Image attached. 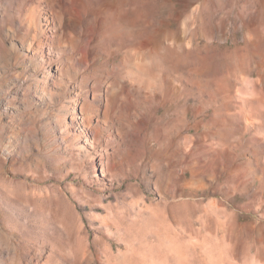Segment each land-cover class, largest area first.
Masks as SVG:
<instances>
[{
  "label": "rangeland",
  "instance_id": "obj_1",
  "mask_svg": "<svg viewBox=\"0 0 264 264\" xmlns=\"http://www.w3.org/2000/svg\"><path fill=\"white\" fill-rule=\"evenodd\" d=\"M126 1L58 0L66 30H84L79 47L76 37L39 34L45 12L31 28L21 25L20 0L0 13V22L7 16L5 26L15 30L16 47L50 36L57 42L49 85L32 52L16 48L0 65V212L6 213L0 238L10 248L8 256L0 252V264H179L180 255L182 264H264V148L249 136L238 149L222 146L212 77L196 74L207 63L213 67L217 45L232 51L245 34L264 37L262 29L244 26L261 20L260 0H134L143 23L130 36L115 14ZM143 33L151 36L150 73L134 67L128 52L143 44ZM74 47L83 61L73 58L59 77L55 65ZM169 50L180 51L189 67L179 106L171 93L176 83L160 79L176 75L164 62ZM256 55L264 48L233 54L230 66L247 67ZM78 66L124 77L131 95L122 99L119 130L127 134L119 137L111 120L98 133L100 145L90 136L95 149L77 128L90 91L88 71L76 74ZM107 155L112 178L100 172V156Z\"/></svg>",
  "mask_w": 264,
  "mask_h": 264
},
{
  "label": "bare ground",
  "instance_id": "obj_2",
  "mask_svg": "<svg viewBox=\"0 0 264 264\" xmlns=\"http://www.w3.org/2000/svg\"><path fill=\"white\" fill-rule=\"evenodd\" d=\"M9 1L10 0H0V13L3 12L5 15L7 12V3ZM27 1L28 0H20L15 12L19 21L21 20V25L28 24L29 28H31L34 20L38 19L42 12H45V24L42 26L40 25L39 34L54 35L57 32V38L59 35L61 38L76 37L78 47L82 44L84 30L81 27L78 28V32H74L72 29L66 30L65 22L61 21L57 14L58 0H31L26 4ZM133 1L134 0L126 1V3L123 4L124 7L115 12L117 19L126 25L127 29L125 28L126 30H124V32L129 36L133 35L136 29L143 23L142 16L138 10L133 7ZM259 2L262 4V9L257 13V17L261 20L258 22L259 24H245L246 31L253 33L258 32L260 29L264 31V0H260ZM106 9L108 8L105 5H101V10L106 11ZM4 15L1 16L0 22V65L9 58H12L14 51L17 50L16 48L20 51L32 52L35 58L34 63L45 66V84H51L52 78L49 72L54 63L53 57L55 55L52 50L56 42V37L50 36L42 40H19V46L16 47L14 45L15 30H10L5 26L4 22L7 16L5 17ZM22 17H24V19H22ZM118 32L119 27L113 31V34H118ZM142 38L143 44L141 46H129L128 52L130 51L134 54L132 63L134 67L150 73L153 71V68H151L152 65L147 61L148 59L146 60V57L153 54V50H150L151 36L149 34H144ZM61 45L62 44L58 43L57 46L62 48ZM68 47L69 45L67 44L64 50H67ZM78 47L73 48L74 54L72 56L67 57L60 64L55 65L59 77H61L63 69H71L67 67V64H69V61L73 58H76L80 64L82 63L83 54L79 52ZM262 48H264V37H251L245 34L242 45L237 46L232 51L225 45H217L213 67L205 63L206 65L202 68L201 72L195 71L198 75H203L207 78L212 77V89L209 93L213 96V114L217 129V139L219 138L222 146H226L230 149L240 148L243 140L247 136H249V141H251L252 144L262 149L264 148V55H256L252 63L242 69L235 70L230 66L233 54L238 53L241 55L240 57H246L249 52L255 53L256 50H261ZM61 52H63V50H61ZM125 60L126 57L122 59L123 62ZM164 62L172 71L176 72V75H173L172 79L169 75L163 74L160 79L164 83H169L171 81L176 83L171 93L175 92L176 97L174 101L177 106H179L184 96L183 72L189 68L188 64L183 60L182 53L177 50H169ZM83 70L88 71L85 72L88 73L86 77L89 79V82L85 87L90 90L88 91V95L92 98V101L89 99V96H86L82 101L80 117H78L77 121L79 133L86 143L93 140L100 145L102 142L98 134L100 133L99 131H104L111 120H116L118 128V131H116L117 135L122 137L123 134L126 133L120 132L119 130L121 128L120 120L126 116L123 110L126 103L122 101V99L131 96L129 95L125 78L122 76L110 75L115 73L98 75L87 68L80 69L79 66L73 69L76 74H79ZM255 75H257V78H252ZM205 85H207V82ZM58 92L61 94L63 88L60 87ZM167 98L168 97L164 96V99ZM167 100L171 101L172 99L168 98ZM203 104L207 105L208 103L205 102ZM90 136H92V140ZM105 138L108 141L113 139L112 136H107ZM91 144V148H94V144L92 142ZM99 166L102 175L107 174L112 178L116 173V170L111 167L109 155L106 157L100 156ZM92 169L98 171L96 162H93ZM0 217L2 219L6 218L5 210L2 209ZM0 225H2L1 221ZM0 230L5 231V228L1 226ZM5 236L8 240L19 243L17 235L16 238L8 237L7 234H5ZM1 240L0 238V252L2 256H8L10 254V248L7 241L2 242ZM182 256L183 255H180L179 264H182ZM232 262L234 263L233 260ZM249 264L257 263L255 260H252Z\"/></svg>",
  "mask_w": 264,
  "mask_h": 264
}]
</instances>
